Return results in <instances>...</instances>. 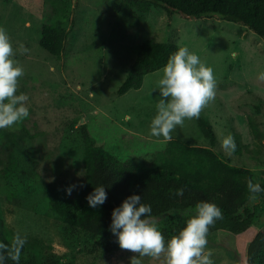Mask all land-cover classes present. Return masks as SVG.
I'll list each match as a JSON object with an SVG mask.
<instances>
[{"label": "rangeland", "instance_id": "rangeland-1", "mask_svg": "<svg viewBox=\"0 0 264 264\" xmlns=\"http://www.w3.org/2000/svg\"><path fill=\"white\" fill-rule=\"evenodd\" d=\"M133 1L0 0V26L14 48L23 43L30 50L16 56L25 72L17 94L28 95L30 114L0 129V228L5 224L27 237L44 238L62 264H130L134 255L119 248L107 259L96 258L97 240L85 251L83 239H71L67 223L52 211L45 185L57 187L64 200L78 196L86 175L82 125L98 145L122 160L136 157L148 166L157 162L168 143L151 136L149 128L161 70L147 74L141 88L118 92L146 39L187 47L213 69L216 97L200 116L215 130V149L225 161L264 179V80L258 78L264 73V39L239 23L179 14L171 18L164 9ZM59 20L66 41L56 58L40 40L43 27ZM171 135L192 145L209 144L196 119L186 120ZM228 135L237 145L231 155L221 147ZM11 155L18 168L4 179ZM257 211L259 219L245 232L208 235L214 264H247V243L264 223V203ZM141 260L165 264L163 256Z\"/></svg>", "mask_w": 264, "mask_h": 264}, {"label": "trees", "instance_id": "trees-1", "mask_svg": "<svg viewBox=\"0 0 264 264\" xmlns=\"http://www.w3.org/2000/svg\"><path fill=\"white\" fill-rule=\"evenodd\" d=\"M133 2H139L147 9L151 5L164 9L171 18L179 14L194 19L216 17L239 23L264 39V0ZM65 41L66 29L61 20L43 27L40 45L52 56L61 57ZM178 48L176 44L155 39L144 40L132 70L119 87V94L141 88L145 76L161 70ZM196 121L209 144L199 146L172 139L159 152L157 162L152 166L136 157L122 160L106 151L97 144L87 125H82L80 133L85 145L83 164L86 175L78 196L64 200L57 187L45 185L49 205L54 214L67 223L71 239H83L85 251L90 249L92 241L97 240L100 245L95 257L109 258L120 248L118 238L110 231L112 212L133 194L142 195V202L151 205V218H159L156 224L166 241L186 226L191 210L200 201L215 203L224 214V219L217 221L208 235L218 231L239 234L254 227L259 219L257 209L264 203V193L259 194L257 202H250L247 180L252 178L264 187V179L255 176L252 169L225 161L215 149L218 139L211 123L201 116ZM253 130H257L255 124ZM17 168L18 162L11 155L4 169V178L15 173ZM101 184L107 192V200L103 205L91 208L86 198ZM179 188L184 189L182 197L173 194ZM259 229H255L257 233L247 245V264H264V223ZM16 232L19 231L2 224L0 242L9 243ZM6 264L13 262L7 261ZM20 264H62V260L44 238L31 236L27 237Z\"/></svg>", "mask_w": 264, "mask_h": 264}, {"label": "clouds", "instance_id": "clouds-1", "mask_svg": "<svg viewBox=\"0 0 264 264\" xmlns=\"http://www.w3.org/2000/svg\"><path fill=\"white\" fill-rule=\"evenodd\" d=\"M29 51L23 43L14 48L7 29L0 26V129L11 128L30 114L28 95L17 94L25 72L16 59L17 54ZM161 72L155 89L160 96L149 128L151 136L170 142L177 126L182 128L186 120L199 119L202 111L215 100L217 82L213 69L187 47H179ZM258 78L264 80V73ZM221 147L228 155L234 153L237 147L234 137H224ZM74 187L68 188V195ZM247 191L249 201L255 203L259 194L264 193V187L249 178ZM173 194L182 197L184 189H176ZM86 199L91 208L103 205L107 200L104 185L95 187ZM191 212L186 226L166 241L151 218V205L142 202V195L133 194L113 210L110 231L118 238L122 250L134 254L130 264H142V257L160 259L162 256L165 264H214L207 237L210 228L224 219L223 211L215 203L200 201ZM26 244L27 236L20 232L14 233L9 243L0 242V264L7 261L20 264Z\"/></svg>", "mask_w": 264, "mask_h": 264}, {"label": "crops", "instance_id": "crops-1", "mask_svg": "<svg viewBox=\"0 0 264 264\" xmlns=\"http://www.w3.org/2000/svg\"><path fill=\"white\" fill-rule=\"evenodd\" d=\"M257 228H258V230H260L259 227L254 228V230L257 229ZM256 231H257V230L254 231V232H255L254 234L257 233ZM248 244H249V243H247V245H248Z\"/></svg>", "mask_w": 264, "mask_h": 264}, {"label": "bare ground", "instance_id": "bare-ground-1", "mask_svg": "<svg viewBox=\"0 0 264 264\" xmlns=\"http://www.w3.org/2000/svg\"><path fill=\"white\" fill-rule=\"evenodd\" d=\"M5 179V178H4Z\"/></svg>", "mask_w": 264, "mask_h": 264}]
</instances>
